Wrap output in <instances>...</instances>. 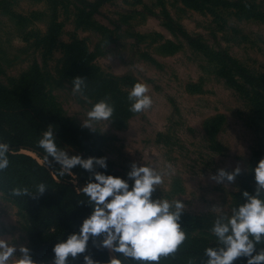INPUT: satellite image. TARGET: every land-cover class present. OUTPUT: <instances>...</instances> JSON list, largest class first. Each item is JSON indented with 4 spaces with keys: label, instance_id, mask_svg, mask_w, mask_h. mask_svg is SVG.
I'll list each match as a JSON object with an SVG mask.
<instances>
[{
    "label": "rangeland",
    "instance_id": "1",
    "mask_svg": "<svg viewBox=\"0 0 264 264\" xmlns=\"http://www.w3.org/2000/svg\"><path fill=\"white\" fill-rule=\"evenodd\" d=\"M89 3L99 5L94 11ZM168 17L200 46L178 34ZM230 60L264 79V0H0V84L11 92L0 96V138L13 148L9 168L0 173V234L30 248L29 214L7 192L16 186L44 181L50 187L45 193L60 199L59 205L71 201L40 212L42 220L51 221L42 228L55 239L78 231L90 212L73 195L88 173L73 169L77 173L61 181L41 163L36 141L51 124L62 146L72 145L85 157L107 156V172L115 175L125 176L131 162L141 158L165 171L171 163L174 171L155 195L182 199L184 214L198 226L186 231L179 254L160 264H188L190 258L198 264L200 249L189 245L214 242L213 206L229 212L242 203L241 192L254 190L251 167L264 158L263 97ZM35 64L45 81V103L57 110L64 126L59 118L39 114L32 99L15 97L19 81ZM224 68L230 75L222 74ZM76 76L87 78L93 102L106 95L115 102V120L106 130L99 124L97 132L81 126L91 105L72 94ZM137 80L150 85L154 100L152 109L140 114L129 112L127 101ZM96 134L104 142L89 146ZM16 155L32 158L39 168L18 162ZM237 165L242 172L228 186L209 178L218 168L230 171ZM51 179L72 188H58ZM19 198L35 202L31 196ZM39 228L33 225V235ZM37 240L34 252L51 264L55 243L45 236ZM89 253L101 261L113 255L91 241ZM74 261L83 264L82 255Z\"/></svg>",
    "mask_w": 264,
    "mask_h": 264
},
{
    "label": "clouds",
    "instance_id": "2",
    "mask_svg": "<svg viewBox=\"0 0 264 264\" xmlns=\"http://www.w3.org/2000/svg\"><path fill=\"white\" fill-rule=\"evenodd\" d=\"M72 94L91 105L82 119L83 128L97 132L99 124L106 130L115 120L116 105L111 96L93 102L86 77H73ZM127 101L128 111L134 114L152 109L150 85L143 80L134 82L127 92ZM55 132L56 128L50 124L36 141V146L42 149L41 163L59 177L76 174L73 169L87 172L85 182L76 189L85 197L78 204H86L90 212L78 231L56 239L51 264H72L81 255L83 264H127L129 260L135 264H160L162 258L174 255L188 239L182 224L187 206L178 197L155 195L174 171L172 164H167L170 171H165L158 163H144L141 158L139 162H131L125 176L115 175L107 172V156L85 157L76 153L72 145L62 146ZM12 152L11 144L0 138V173L9 168ZM241 172L239 165L230 171L221 167L210 173L209 178L228 186ZM250 174L254 190L241 192L242 203L229 212L223 211L221 205L213 206L217 214L209 232L214 242L203 249L204 264H235L240 258L245 259V264H264V247L258 249L264 245V158L251 167ZM49 188L40 181L10 191L14 197L27 195L37 199ZM16 239L0 234V264H42L33 258L31 248L17 245ZM90 241L98 251L107 250L113 255L107 261L94 258L89 253ZM188 264H194L191 258Z\"/></svg>",
    "mask_w": 264,
    "mask_h": 264
},
{
    "label": "trees",
    "instance_id": "3",
    "mask_svg": "<svg viewBox=\"0 0 264 264\" xmlns=\"http://www.w3.org/2000/svg\"><path fill=\"white\" fill-rule=\"evenodd\" d=\"M203 2L206 3H218L219 0H202ZM99 4H88L89 7H91L94 11L96 10V8L98 7ZM168 21L170 23V25L172 26L173 29H175L177 31L178 34H180L184 39H186L193 47H199L200 43L198 41H196L195 39H193L192 37H190L189 35H187L180 27H178L173 20L168 17ZM230 65L232 69H236L238 72H240L242 75H244L246 78L249 79L250 84L252 85V88L255 89L256 93H257V89H259V93L260 95L263 97V101H264V79L263 77H257V76H252L250 74H248L246 71L242 70L241 68H239L237 66V64L230 60ZM38 64H35L33 66V68H31L28 72H26L23 77L21 78V80L19 81L18 84V92L15 94V97H19L22 96L26 97V98H30L33 100V105L35 106V108H37L36 110L38 111V113L42 114V115H47V116H51L53 119L55 118H59L58 121L59 123H61L62 126H64L65 122L63 118H60L57 116V110L55 108H53L48 102L45 103V99H44V86H45V81L44 78L41 75L40 69L38 67ZM230 70H227L226 68H224V70L222 71L223 75H230ZM260 82H263V84H261ZM14 94V93H13ZM10 96L11 92L10 90L4 88L1 86L0 84V96ZM262 119L264 121V115L262 116ZM89 146H94L97 147L98 145L102 144L104 142V138L99 135L96 134L93 138H91V140H89ZM14 158H16V160L19 161H25L29 164H34V168H39L38 164H36L35 160H33L32 158L25 156V155H16L14 156ZM61 181H64L65 178L67 177H59L57 176ZM51 181L53 182L52 184H54L55 186H58V188H62V189H66V190H70V188H72V184H65L64 182L61 184H58L57 182H55L54 180L51 179ZM80 182H82V178H80L79 180ZM1 185V183H0ZM5 189V188H3ZM6 190V189H5ZM8 194L11 195V191L7 190ZM74 195V199L76 202V199L78 201L84 200L85 197L82 194H77L76 192H73ZM15 199L18 201V203L23 207L24 210L27 211V213L29 214V220L31 223V227H30V231H31V243H30V248L32 249V255L33 258L36 259L37 261L42 262V256H40V254H36L34 252V248L36 247V245L39 243L37 240V236H45L47 238V242H51V243H56V239L53 237V235H50L48 233H46V231L42 228V225H44L45 223L49 222L51 223L50 220L45 219L42 220L41 219V215L40 212L41 210H43L42 208H44V206H48L50 208H65L67 205L71 204V201L68 202V204L65 205H59L58 202L61 201L60 199H58L55 196H52L50 194L44 193L42 196H40L39 198L35 199V202L33 203H27L25 199L23 198H19V197H15ZM20 199V200H19ZM86 205V204H84ZM53 223V222H52ZM37 225L38 227H41L39 229H41L40 231H38V233L33 235V225ZM182 224L183 227L186 231H193L194 229L197 228L198 224L197 221L194 217L190 216V215H185L183 214L182 217ZM37 228V227H36ZM61 239V238H58ZM188 246V245H187ZM191 248H199L200 249V259L198 264H204V260L206 258H203V249L205 246H208L206 244H193V245H189ZM179 250L175 253V254H179ZM37 255V256H36ZM76 261H74L75 263ZM43 264V262H42ZM127 264H135L133 262H127ZM235 264H245V259L244 258H240L238 259Z\"/></svg>",
    "mask_w": 264,
    "mask_h": 264
}]
</instances>
